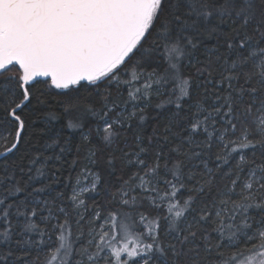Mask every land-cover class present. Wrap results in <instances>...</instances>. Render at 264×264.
I'll use <instances>...</instances> for the list:
<instances>
[{"label":"snow or ice","instance_id":"6c2138e0","mask_svg":"<svg viewBox=\"0 0 264 264\" xmlns=\"http://www.w3.org/2000/svg\"><path fill=\"white\" fill-rule=\"evenodd\" d=\"M113 85L127 86V99H113ZM194 85L203 99L183 118L187 135L168 152L137 135L124 152L137 171L112 194L117 208L84 215L85 193L103 179L88 167L100 163L93 149L81 168L90 187L78 176L70 194L40 198L65 164L79 163L66 159L65 129L82 144L95 132L111 148L132 120L147 119L153 96L179 115ZM57 96L59 111L48 103ZM13 153L0 173V264H72L74 255L75 264H264V0H0V157ZM104 159L114 166V154ZM82 222L90 239L76 248ZM41 245L43 259H30Z\"/></svg>","mask_w":264,"mask_h":264},{"label":"trees","instance_id":"16d2710c","mask_svg":"<svg viewBox=\"0 0 264 264\" xmlns=\"http://www.w3.org/2000/svg\"><path fill=\"white\" fill-rule=\"evenodd\" d=\"M216 42L215 41H209L208 47L211 48L214 46ZM201 59H204L205 53H203V50L201 53H199ZM152 69L149 68L148 71H151ZM160 72H163L164 68L163 65H161L160 68L157 69ZM124 79H130V76H123ZM139 86V85H136ZM111 87V93L113 99H127V92L128 87L127 86H121L120 89H117L114 85ZM209 89H211V85H208ZM55 92H59L60 90H53ZM193 92V100L189 101L184 106V111L180 112L179 115H174L176 113L175 106L173 104L167 103V96H160L156 97L153 96L151 99V105L146 109L145 115L147 119L141 123L138 119H134L131 121L132 127L127 128L124 131H121V135L117 142L112 145L111 148H107L104 146L102 141L95 135V132H93V136L91 137V143H81V138L79 133H73L70 130L65 129V135H68L71 137V141L73 144V151L71 153H68L66 156V159L68 161H71L73 158H77L79 160V163L76 165L75 168H70L68 164L64 165V171L62 174L59 175V183L53 184L52 189L47 193H40L38 194L41 199L50 198L55 195L58 191H64L67 194L71 193L72 187L76 184L77 177L79 176L80 180H86L88 179L87 173L81 174V168L84 167L87 164V161L85 160V157L87 156L88 150L93 149L97 151V158L100 160V163L96 165H88V167L93 172H99L102 176V182L98 184L97 192L95 193H88L85 195L84 199L86 201L87 210L84 212V215L86 218H90L93 213L96 210L101 211V216H105L107 214V211L110 209H115L119 206L118 204V198L117 200H113V193L117 191L122 185L125 180L129 179V176L134 172L137 171V168L134 165H127L124 158V152L132 151L135 149V137L137 135L141 136L144 140V143H148V137L154 136L155 139L161 140L160 144H154V148H163L165 152H168L172 147L175 146L176 143L179 142L181 136L187 135V133L182 132V127L185 126L184 117L189 115L188 108L191 103H194L196 100L203 99V88L202 87H196L193 86L192 89ZM63 99V97L57 96L54 99H49L48 103L51 106L52 109L59 111L60 110V101ZM163 103L162 107H157V104ZM96 107L99 109L101 106V99L99 96L95 99ZM208 103H211V101H208ZM143 107V105H141ZM131 106L128 107V111H131ZM86 125H90L93 128L97 124H101V121L99 120V117L86 115L84 117ZM56 124L57 127H59V122H53ZM166 126H172L171 132H165ZM37 128L43 127L42 121H37L36 124ZM176 133H180L181 135H175ZM167 135L169 137V141H163V136ZM197 140L201 139V137H197ZM43 141L41 140V144ZM81 145L79 154L75 151V146ZM102 150V151H101ZM59 151V149H57ZM215 151V148L213 149ZM109 153L114 154L116 157L115 164L113 167L107 166L105 163V159ZM46 154H50V151ZM18 153L11 154L7 159L4 157H0V173H2L3 168L6 164H9L12 162V160L17 159ZM149 160L152 159V154H149L147 157ZM197 163L198 161H193V163ZM259 162V161H258ZM52 163V162H50ZM19 175V173H17ZM69 175L71 176V179H69ZM87 177V178H85ZM45 181L43 178H41L40 181L36 182V186H39L40 183H44ZM64 205L68 206V210L71 212L72 215V233L73 238L81 231V228L78 227L75 223V220L77 219L76 212L71 208L70 202L65 200L63 202ZM143 211L148 213H154L155 210L150 207L147 201L144 202L143 205ZM255 214V213H254ZM42 215H47V212L42 213ZM60 215V214H58ZM23 219L22 217L20 218ZM257 219H259V216H257ZM103 219L95 221V224L93 226H98ZM39 222V221H38ZM56 221H53L55 223ZM83 223V232L84 235L80 238V240L76 244V248H80L81 245L88 246L87 242L90 239L88 236V231L90 225L87 223ZM52 237L56 240V235L53 234ZM19 238V237H17ZM33 238L37 241L39 240L38 236H35L33 234ZM47 239V238H46ZM256 243L253 241L250 243L247 247H252V244ZM0 247H4L3 245H0ZM41 249L47 250L44 245L39 246L38 248L32 249V255L29 257L30 259H35L36 256L39 254L41 256V259H43V252H41ZM90 251H94V248H90ZM245 250L246 249H242ZM81 259V257L74 255L72 257V264H75V261ZM85 264L87 262L85 261Z\"/></svg>","mask_w":264,"mask_h":264},{"label":"rangeland","instance_id":"374dc122","mask_svg":"<svg viewBox=\"0 0 264 264\" xmlns=\"http://www.w3.org/2000/svg\"><path fill=\"white\" fill-rule=\"evenodd\" d=\"M141 105H142V104H141ZM101 126H102V125H101ZM195 163H196V162H195ZM92 180H93V177H92V176H88V179H86V180H80V182H81V184H82L83 186L90 187V186H91V182H92ZM97 189H98V185H97L96 191L88 192V193H95V192H97ZM88 193H85V195L88 194ZM85 195H84V197H85ZM101 223H103V221H102ZM101 223H100V224H101ZM52 241H56V240L52 237ZM50 243H51V242H50ZM53 255H56V253H53ZM54 264H59V261L54 262Z\"/></svg>","mask_w":264,"mask_h":264}]
</instances>
